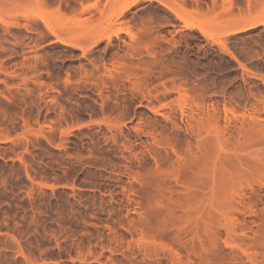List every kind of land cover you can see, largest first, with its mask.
I'll return each instance as SVG.
<instances>
[{
	"label": "rangeland",
	"instance_id": "1",
	"mask_svg": "<svg viewBox=\"0 0 264 264\" xmlns=\"http://www.w3.org/2000/svg\"><path fill=\"white\" fill-rule=\"evenodd\" d=\"M124 1L0 0V264H264V0Z\"/></svg>",
	"mask_w": 264,
	"mask_h": 264
},
{
	"label": "bare ground",
	"instance_id": "2",
	"mask_svg": "<svg viewBox=\"0 0 264 264\" xmlns=\"http://www.w3.org/2000/svg\"><path fill=\"white\" fill-rule=\"evenodd\" d=\"M142 1H147V0H125L123 2V4L119 7L118 11H117V15H122L124 14L129 8H131L132 6L134 5H137L138 3L142 2ZM159 1L162 5H164L167 9H169L170 11H172L177 17H179L181 20H183L185 23H186V27L188 28H198L200 30H202L204 33L206 31H204L205 29H203L204 27H202V25H198V24H195L194 22H192L189 17L186 15V10L185 8L183 7H178L176 5H173V4H170L169 2H166V0H157ZM200 2V1H199ZM197 1V3H199ZM213 6L211 8V10L214 9L215 5H216V0H213ZM94 6V5H93ZM91 6H85L83 7V10L82 11H87ZM200 7V6H199ZM210 10V11H211ZM263 24V22H260V21H255V22H251V25H248V24H242L241 26L237 27V28H233L229 34H237V33H243L244 31L248 30V29H252L253 27H256L257 25L259 24ZM125 32L124 28L122 27H119L117 28L116 30H114L112 33H108L107 34L105 33V35L103 34V36L101 37L102 39L106 38L107 40H110L112 38L113 35L115 36H118L120 33H123ZM101 39V40H102ZM100 41V39H98ZM94 41L95 44L99 41ZM93 42V40L91 41V43ZM93 42V44H94ZM94 44V45H95ZM73 45V44H72ZM78 45H80L78 43ZM74 46V45H73ZM82 48V46H81ZM89 50V49H87ZM85 51V50H84Z\"/></svg>",
	"mask_w": 264,
	"mask_h": 264
}]
</instances>
